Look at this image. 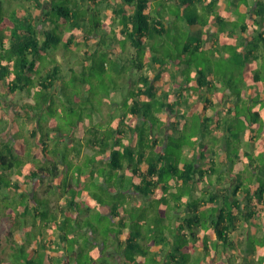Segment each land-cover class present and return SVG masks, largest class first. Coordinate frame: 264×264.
Instances as JSON below:
<instances>
[{
  "label": "trees",
  "instance_id": "1",
  "mask_svg": "<svg viewBox=\"0 0 264 264\" xmlns=\"http://www.w3.org/2000/svg\"><path fill=\"white\" fill-rule=\"evenodd\" d=\"M33 1L38 9L36 12L23 14L17 9L13 22V16L11 19L0 17V86L11 95L24 90L33 96L40 93L38 104L20 103L21 109L28 113L27 118L21 115L20 109L0 116V264H117L118 252L109 250L111 245L120 248L121 264H143L138 256L147 257L149 251L137 238H150V242L157 244L164 242V230L169 226L165 223L166 217L182 208L193 213L183 221L194 239V229H199L202 219L200 213H208L210 209V233L215 234L222 246L232 245V230L238 228L242 219L250 226L255 216L264 213V183L252 192L250 187L240 183L232 191L229 186L220 190L213 187L225 183L224 176L216 173L222 165H229L230 149H243L241 144L237 145L238 148L231 145L235 138L240 140L239 134L247 126L241 118L244 114L239 111L240 106L255 100L245 88L255 86L259 95L264 90V65L260 62L254 64V61L264 59V0H256L246 13L236 8L238 21L233 22L235 27L230 30L226 27L229 11L216 10L217 0ZM2 3L0 0V10L4 9ZM241 3L248 5L247 0H237L236 5ZM173 4L195 11L189 16L176 17L179 21L184 19L188 25L199 24L200 29L214 27V30L221 31L220 44L214 45L213 51L223 52V56L237 65L245 61L252 73L243 71L236 84L228 81L216 86L210 71L196 67L194 77L185 74V84L180 78L178 82H171L169 78L163 84L167 73L157 58L146 51L151 50L148 46L151 37L167 33L165 13ZM199 7L206 15H196ZM105 10H109V15L103 18L101 15ZM250 19L254 23L249 24ZM62 24L78 30L69 34L70 45L76 39L80 43L84 37H96L105 24V34L110 35L112 30L117 35L118 31L113 28L117 25L125 40V49L129 45L130 49L134 48L130 60L131 69L140 71L138 85L135 89L129 88L123 101V105L127 103L128 106L123 114L107 126L101 121H91L90 110H97V103L93 100L97 90L92 84H87V102L80 103L76 99L78 102L73 101L71 106L79 103L76 110L84 113L87 103V124L82 119L68 122L49 119L46 126L42 120V113L47 112L43 109L54 111V104L58 107L64 105L59 98L56 102L53 97L56 93L52 91L58 64L51 66L45 77L35 78L40 67L39 58L61 47L58 45L62 35L57 28ZM104 43L103 39L97 40L95 49L87 44V50L80 57L79 62L87 76L95 69L107 72L112 65L116 47L104 48L101 46ZM202 44L199 36L193 44H186L184 52H195L202 48ZM226 50L232 54L227 55ZM100 54L105 59L97 61ZM190 62L188 64L192 66ZM72 80L76 82V77L73 76ZM82 82L85 83L86 79ZM223 84L224 89L221 88ZM62 93L69 96L66 90ZM182 107L183 112L179 113L178 109ZM38 109L41 111H36ZM166 110L170 111L168 124L167 118L159 116ZM35 112L40 113L37 120ZM187 113L191 119H184ZM250 113L260 116L259 111ZM235 117L240 118L236 125L233 124ZM34 121L32 137H28L24 132L26 125ZM254 125L255 121L249 124L251 140L256 132L264 135V124L259 130ZM188 127L197 129L200 134L197 152L187 146L185 132L189 131ZM51 130L56 132L55 137ZM10 131H13L12 137L2 138ZM207 137L213 138L214 148L219 144L218 140H222L219 147L225 150V160H215L216 149L209 148L210 143L204 141ZM174 141L182 147L177 154L178 144L172 147ZM84 146L93 153L77 163L73 158ZM204 165L207 167L203 168ZM127 171H130V179ZM46 178L53 182L49 185L50 192L56 193L61 203L56 210L51 208L50 198L38 194V186ZM118 178L120 185L115 187ZM74 182L79 187L75 188ZM90 186L95 188L93 192ZM98 186H108V192L121 193L125 200L108 202L98 197ZM2 189L8 192L3 193ZM240 190H243L242 198ZM169 193L174 196L173 202L167 195ZM217 203L220 207L212 210ZM92 211H95L100 225L80 217ZM152 215L154 220L147 222L152 227L149 230L142 228L141 219ZM158 220L164 223H156ZM2 228L7 234L4 240ZM151 231L154 235L150 234ZM123 232L127 235L124 241L121 240ZM182 232L180 236L185 237V231ZM211 243L205 238L204 253L211 252ZM215 243L218 248L219 243ZM175 250L176 254L173 251L167 255L169 261L182 254L179 248ZM152 259L154 264H162L163 258Z\"/></svg>",
  "mask_w": 264,
  "mask_h": 264
},
{
  "label": "rangeland",
  "instance_id": "2",
  "mask_svg": "<svg viewBox=\"0 0 264 264\" xmlns=\"http://www.w3.org/2000/svg\"><path fill=\"white\" fill-rule=\"evenodd\" d=\"M2 5L3 8L0 10V17L2 16H7L8 18H12V22L15 20L16 13L18 12L17 9L21 10L23 14L27 13L28 11H33L36 12L38 11L36 7V3L33 0H2ZM59 2V0H58ZM28 7V8H27ZM192 8L187 7V8H181L173 4V6L169 7V13L171 15V20L165 19L166 26L168 28V31L164 35H155L149 39L148 46L151 47V50L148 52L146 51L150 56L156 57L159 64H161V68L163 71H165L170 78L171 82H178L180 80L177 79H184L183 82L185 84V74H189V76L194 77L195 73L194 71L196 70V67H202L206 71L211 72V78L213 79V82L215 85H219V83H224L231 81V83L236 84L238 82L239 76L241 72L245 71L247 73H252L248 67L245 66V61L242 64H235L232 61H230L225 55L223 56V52L218 54V52L213 51L214 50V45L218 46L220 44V35L221 31L214 30L212 31L211 28L209 27H204L200 31H198V27L196 26H188L186 21L182 19L179 21L176 19L182 18L186 15H191L194 13ZM8 13L7 15H5ZM196 15L199 17H202L206 15L201 7L198 8L196 11ZM109 14L108 11H104L101 15V17H106ZM166 16V15H165ZM101 21V19H100ZM181 22H185L184 24H181ZM82 23H84L82 21ZM13 24V23H12ZM87 24V23H86ZM183 25V26H182ZM105 24H102V27L99 29V32L97 33L96 37H90V38H82V42H74L68 44V37L71 31H75L74 28H70L68 24H62L60 25L59 28H57V31L62 35L61 42L59 43L58 46H61L57 51L50 52L49 56L48 54H44L42 57L39 58V71L35 72V78H38L39 76L45 77V74L47 72V69L52 66V64H58L59 66V74L53 75L54 79L58 81V77L60 76V79L64 81V87H61L60 90L59 87H57L56 94L53 96L54 99L56 100L59 98V100L64 104L62 106H57L56 104L53 105V110H50L49 108L43 109L47 110L46 114L42 113V120L47 123L46 126L49 125V119H55L63 122H68V121H78V120H87V103L84 105L86 110L83 112H80L79 110H76L75 106L71 108L73 101L76 99L82 102H87V84L89 86L95 87L97 90L95 93V98H93L95 103H101L100 99L102 96L104 97H109L108 95L110 94L111 96L108 98V100H105L104 104L101 106V113L104 114V118H110V114H115L118 112V109L121 110H126V107L128 106L127 103L124 105L122 104L119 108L117 103L122 102L124 100V97L128 93L129 87H136V84L138 82V77L140 75V71H137V69H131V60L130 58L132 57V50L134 51V48L130 49V45L128 48L124 46V39L122 38L120 34V28L117 30V25L113 26V28L118 31L117 35L111 30L110 35L105 34V28L103 27ZM122 26V23H121ZM111 27V24L109 25V28ZM227 30L233 29L234 23L233 21H229L226 24ZM237 30V29H236ZM102 32V34H101ZM202 37L203 44L202 48L197 50L195 52H192L191 50L188 52H184V47L186 46L187 43L193 44V42H196V38ZM112 37V39H111ZM245 37V36H244ZM251 38L250 36H248ZM92 39V41H91ZM101 39L105 40L106 43L101 45L104 48H109V47H116L115 54L113 56V61L112 65L108 67L107 72L101 73L98 69H95V71H92L88 74H84L85 71H83V68L81 70L79 69H74L72 70L73 76L76 77V82L72 80L73 76H70L67 63L68 61L71 63V65L76 66L77 68L81 67V63L79 62L80 57H83L84 51L87 48V44L91 49H95V43L96 41H100ZM239 41V40H238ZM67 47V48H66ZM68 49H76L74 52L69 51ZM73 51V50H72ZM1 53V51H0ZM225 53L227 55L232 54V51L226 50ZM220 55V57H219ZM65 56V57H64ZM64 57V58H63ZM79 57V59H78ZM144 59L146 57V54L143 55ZM163 57V58H162ZM222 57V58H221ZM97 61H102L105 59V57L100 54L97 57ZM220 58V59H219ZM242 58V57H240ZM107 59V58H106ZM110 59V58H108ZM54 61V63L52 62ZM59 60V62H58ZM165 63L163 64L162 62ZM110 61V60H109ZM188 61L192 62V66H189ZM190 62V63H191ZM254 64H259L264 65V59L262 61H254ZM69 63V64H70ZM48 65V66H47ZM158 66V64H156ZM47 66V67H46ZM44 67H46V70L44 71ZM151 69V67H150ZM132 71V72H131ZM264 74V72H263ZM57 76V77H56ZM86 79V82L83 83L82 80ZM87 79L89 80L87 83ZM193 78L192 80H194ZM264 79V78H263ZM92 84V85H91ZM220 84V85H221ZM182 87V86H181ZM225 87V84L221 86V88ZM224 89V88H223ZM66 90L69 92V96L63 95L62 92ZM120 90V91H119ZM118 91V92H114ZM26 92V91H25ZM25 92H18L16 95H11L8 92L5 91V88H2L0 86V116L2 114H6V112H10L12 110H19L21 108L20 103H34V105L38 104L37 97L39 95L33 96L28 93L25 94ZM114 92V93H113ZM249 96H251L252 93H247ZM60 95V97H59ZM253 97L255 98L254 101H250L248 104L240 106L239 111L244 114L241 115V117L245 120L246 122V130L243 134V131L241 134H239V139H234L232 141L231 147L238 148V144L242 145L243 149H230V162L228 163L229 165L225 164L222 165L220 170L216 173L222 174L225 179L230 178L232 176L236 177L237 182L240 183L241 185H244L245 187H249L250 185H258L260 183H264V135H262V132H256L255 133V138L254 140H251V137L247 135L248 129H250L249 124L251 122L255 121L254 127L256 130H259L260 127H262V124H264V90L262 91V94L258 93V91H254ZM28 100V101H27ZM76 100V101H77ZM77 101V102H78ZM58 102V100H56ZM245 103V102H244ZM91 106V105H90ZM64 108V109H62ZM20 112L22 111L21 109L19 110ZM36 111H41L40 109ZM70 111H72L70 113ZM93 109L90 110L92 113ZM251 111H259L260 116H254L250 112ZM108 113V114H107ZM36 115V120L39 118L40 113L35 112ZM96 120H100L99 115H95ZM191 115L189 113L185 114L184 119H191ZM240 122V118L235 117L233 119V124H237ZM35 126V121L34 123H30L26 125L25 128V133L28 135L31 132V129ZM189 129V127L187 128ZM13 132V131H12ZM11 131L3 136L2 138L5 137H12L11 135L13 134ZM55 131L51 130V133H54ZM76 132V131H75ZM186 137H188V145L194 152H197V145L199 142L200 134H198L197 129H189L188 132H185ZM31 137V136H30ZM196 140V144H195ZM204 141L209 144V148L212 150L214 148L213 145V138L209 139L208 137L204 139ZM192 142V143H190ZM194 142V143H193ZM219 143L220 139L218 140ZM178 144V149L175 150V154L178 153V151H182V147L179 146V143L177 141H174V144L172 147H177ZM208 147V146H207ZM216 149V148H214ZM170 151H174L171 150ZM216 153L219 157L225 154V150H218L216 149ZM235 152V153H234ZM173 154V155H175ZM256 168H253V167ZM235 178H231V180H236ZM87 183V182H86ZM51 184V181L49 179L44 180V182L41 184L39 188V192L42 195H46L47 197L50 198L53 206L52 208L56 210V206L60 203L59 197H57L56 193L50 194L48 191H50L49 185ZM75 188L79 187V184L77 182H74ZM89 184V180H88ZM115 187H118L120 185V180L119 178L115 182ZM225 183L221 184L224 185ZM218 185V186H221ZM57 187V186H55ZM58 188V187H57ZM82 189V187H81ZM91 192L95 190V188L89 187ZM160 189V188H159ZM73 190V189H72ZM97 191L99 193L98 197H103L106 201L108 202H114V201H124L125 198L122 196L121 193H112L108 192V186H98ZM161 189L158 191L160 192ZM2 192H8L7 189H2ZM1 192V193H2ZM87 192V188H86ZM11 195L14 194L12 190L9 191ZM80 193V192H79ZM163 194L166 195L165 190L163 191ZM159 195V194H158ZM168 197L170 198L171 202L174 200V196L172 194H167ZM186 195V193H184ZM80 197L82 194L79 195ZM221 199V197L219 198ZM11 200L14 201L13 198ZM87 200V199H86ZM136 203L135 201H132ZM87 205V201L85 202ZM218 207H220V204L217 203L215 204L214 209L211 208L212 210H216ZM210 208V207H209ZM148 213L150 212L147 211ZM264 212V211H263ZM95 211L90 212L88 215L81 214L80 217H83L85 221H92L96 225H100V221L96 218ZM154 215V213H153ZM150 216L145 218L144 220L141 219V225L142 228L149 230L152 225L147 222H152L154 220V216ZM174 212L169 214V216L166 217L167 222H173V217H174ZM211 216V211L210 209L208 210V213H200L201 222L199 223V230L200 232L203 231V237H202V242L201 244L204 243L205 238L210 241L209 237H205V235L211 231L210 229V223H209V218ZM256 218L253 219L252 222V227H254L255 234L251 233L249 238V241L247 242V246H240L236 245L235 249L237 250L235 254H232V251L230 248H232L230 245H223L222 248L220 249L219 247L217 248L216 243L212 242L211 246L213 248V252H210L208 254V257L212 255L214 258L213 260H207L206 259V254L202 252L200 255L197 254L196 251L194 252H187L185 250L186 245H192V242L194 240V237L191 235L189 238L185 239L181 236L177 237V234L172 233L173 236V247L179 248L182 252V254L178 255L177 259L174 260L171 264H215L214 260L215 254H219V260H217L216 264H223L221 262L222 258L225 257L227 260L226 264H229L227 254H229V258L231 260V263L234 262V264H264V213L262 215H257L255 216ZM146 221V223H144ZM163 220H158L156 223L161 224L164 223L162 222ZM165 221V223H166ZM103 229V227L101 228ZM151 235H154V233L151 231ZM248 235V233H246ZM7 234L5 233V228H2V236L3 240L4 237ZM149 237V236H148ZM153 237V236H152ZM212 240V239H211ZM227 248L230 251H227V254L223 252V249ZM111 250H114V247L110 248ZM212 251V250H211ZM240 251V256L239 258L237 257V253ZM176 254V252L174 251ZM167 254L164 256L167 258ZM195 255V256H194ZM231 255H233L231 257ZM154 256V252L150 254V261L148 264H154V260H151V257ZM169 257V256H168ZM120 257L117 256L116 260H119ZM164 261V260H163ZM162 261V264H163ZM167 264V263H165Z\"/></svg>",
  "mask_w": 264,
  "mask_h": 264
},
{
  "label": "crops",
  "instance_id": "3",
  "mask_svg": "<svg viewBox=\"0 0 264 264\" xmlns=\"http://www.w3.org/2000/svg\"><path fill=\"white\" fill-rule=\"evenodd\" d=\"M248 1V5L246 4L245 5V3H241L239 6L238 5H236V3H237V0H217V5H216V10H218V11H224V10H226V11H229V16H228V20L231 22V21H233V22H235V21H238V13H236L237 11H236V8L237 9H239L241 12H247L248 11V9L250 8L249 6H252L254 3H255V1L256 0H247ZM155 9H158V7L156 6L155 7ZM106 11H108L109 12V10H106ZM109 15V14H108ZM108 15L106 16V17H108ZM165 15H166V19L167 20H171V15H170V13L169 12H167V13H165ZM106 17H104V18H106ZM185 23V22H184ZM183 22H181V24H184ZM251 23H254V20L253 19H250L249 20V24H251ZM187 24V23H186ZM188 25V24H187ZM183 26V25H182ZM188 26H193V25H188ZM194 26H196V27H198V31H200L201 29H200V25L199 24H195ZM118 30V29H117ZM75 31H78V30H75ZM212 31H214V27L212 28ZM78 41V39H76L75 40V42H77ZM91 41H92V39H91ZM81 42H82V39H81ZM58 50V49H57ZM57 50H53L52 52H54L55 53V51H57ZM69 51H71V52H73L72 50L73 49H68ZM76 50V49H75ZM86 50H87V48H86ZM115 51H116V49H115ZM132 53H134V51L132 50ZM50 55V54H49ZM48 55V56H49ZM43 56V55H42ZM65 57V56H64ZM63 57V58H64ZM78 59H79V57H78ZM58 62H59V60H58ZM70 62L68 61V63L66 64L67 65V67H68V70H69V75L71 76L72 75V70H74V69H79V70H81V68H82V66L80 67V68H77L76 66H73V65H71V63L69 64ZM39 65H40V63H39ZM48 66V65H47ZM46 66V67H47ZM52 66H54V64H52ZM51 68V67H50ZM49 69V68H48ZM47 69V70H48ZM152 69V68H151ZM46 69H44V71H45ZM149 70V73H151V71L152 70H150V68L148 69ZM58 71H59V67H58ZM133 71V70H132ZM131 71V72H132ZM58 74H59V72H58ZM169 79V77H167V78H165V79H163L162 80V83L163 84H165L166 83V80H168ZM56 80V79H55ZM64 81L62 80V79H60V76L58 77V81H56L55 83H54V87L52 88V91H53V93H56V91H57V87H59V89L58 90H60V88L61 87H64ZM137 85H138V82H137V84H136V87H137ZM136 87H129V88H132V89H135ZM220 90V89H219ZM245 90L247 91V93H252L251 94V96H254L253 95V93H254V91H257V88L254 86V87H246L245 88ZM120 91V90H119ZM22 92H25V90L24 91H22ZM114 92H118V91H114ZM113 92V93H114ZM261 94H262V91L260 92ZM25 94H26V92H25ZM27 95V94H26ZM109 97L111 96L110 94L108 95ZM59 97H60V95H59ZM109 97H104V96H102V98L100 99V101H101V103H97V110L95 109V110H93L92 111V122H94V123H96V122H99V121H101V122H104V124H105V126H107V124H109L112 120H114L115 118H117L118 116H120V115H122L123 114V112H124V110H121L120 111V109H118V112L117 113H115V114H110V118H104V115H105V113L104 114H102L101 113V106L104 104V102H105V100H108V98ZM125 98V97H124ZM58 99V98H57ZM56 99V100H57ZM28 101V100H27ZM123 101L124 100H122V102H120V103H117L118 104V106H119V108H120V106L123 104ZM191 101H194L192 98H191ZM73 106H75V108L76 107H78L79 106V103L77 104H74ZM21 109V108H20ZM22 110V109H21ZM178 112L179 113H182L183 112V107L182 108H179L178 109ZM96 114H98L99 115V118H100V120H96V117H95V115ZM108 114V113H107ZM21 115H23V116H25V118H27L28 117V113H26V111H21ZM159 116L160 117H164V118H167L168 120H167V124L169 123V121L171 120L170 119V111L169 110H166V111H164V112H162V113H159ZM242 118V117H241ZM243 119V118H242ZM88 121H90L89 119H88ZM30 123H32V122H30ZM29 123V124H30ZM34 123V122H33ZM84 123L85 124H87V120L85 119L84 120ZM104 126V127H105ZM156 128V127H155ZM33 129H34V127H33ZM33 129H31V132H32V130ZM165 129V128H164ZM245 130L246 129H244L243 130V134H244V132H245ZM247 131V130H246ZM31 132H30V134H26L28 137H30L31 136ZM76 132H78V130H76ZM53 134V136L55 137V135H56V132H54V133H52ZM59 134V133H58ZM160 135H162V134H160ZM247 135L249 136V137H251V132H250V129H248V133H247ZM32 137V136H31ZM220 144L221 143H219V144H217L216 145V149H218L219 151L220 150H223V149H220ZM222 146V145H221ZM223 147H225V143L223 144ZM215 151V150H214ZM217 151H215V154H216V161L217 162H219V161H222V160H225V154L224 155H222L221 157H219L217 154L218 153H216ZM93 153V150L92 149H90V148H88L87 146H84L83 148H82V151H81V153L78 155V156H76V157H74L73 158V160L75 161V162H77V163H80V162H82L84 159H85V157L87 156V154H92ZM220 165H221V163H219ZM62 167V166H61ZM207 167V165H204L203 166V168H206ZM127 173H128V178L130 179V171H127ZM231 178H235L236 179V177H234V176H232V177H230V178H227V179H225V184L224 185H221V184H219V185H221V186H218V185H216V184H214L213 185V187L215 188V190H220L221 188H225V186H229V188H230V191H232V189H233V187H236V185L238 184V182H237V179L236 180H231ZM47 179V178H46ZM45 179V180H46ZM100 180H102L101 178H100ZM49 181H51L50 179H49ZM44 182V181H43ZM42 182V183H43ZM41 183V184H42ZM41 184H39V186H38V194L41 196V197H47L46 195H42L40 192H39V188H40V186H41ZM50 185H53V182L51 181V184ZM129 185V184H128ZM200 187V186H199ZM249 187L251 188V192L252 191H254L256 188H257V185H250L249 184ZM201 188V187H200ZM213 188V189H214ZM50 194H52L50 191H48ZM239 195L241 196V198L242 197H244L243 196V190L241 191H239ZM49 198V197H48ZM50 205H51V208H52V206H53V204H52V202H50ZM183 206H185L184 204H183ZM53 209V208H52ZM85 215H87V212H85L84 213ZM193 213L191 212V213H187L186 211H184V208H182L178 213H176V212H174V217H173V222H166V223H168L169 224V226H167V228H165V230H164V242H162V243H160V244H157L156 242L154 243V242H150V238L149 239H143V238H137V241L139 240L147 249H148V251H149V254L147 255V257L146 256H144V255H139L138 256V258H139V261H141V262H143V264H147V263H149L148 261H150V254L151 253H153L154 252V256L153 257H159V258H163V264H165V263H168V264H171L172 262H173V260L171 261H169V258H168V256H167V258H165L164 256L166 255V252H173V251H176L175 249L177 248V247H173L174 245H173V236H172V233H174L175 232V234H177V236H180V233H183L182 231H185V237L183 236V238H185V239H187V238H189V236L191 235V233L189 232V229L186 227V225H185V221H183V219H185V218H187V217H189L190 215H192ZM180 226H182V228L180 227ZM262 228H264V227H262ZM194 233H195V239L193 240V242H192V244H196V246H190V245H186L185 246V250L184 251H187V252H194V251H196L197 252V254H201L202 252H204V243L203 244H201V242L203 241L202 240V237H203V234H204V232L203 231H201L200 232V230L198 229V227L197 228H195L194 229ZM246 233H248V235L246 234ZM251 233H253V234H255L256 232H255V230H254V227H252L251 225L250 226H247V225H245L244 224V219H242V221L239 223V226H238V228L237 229H235V230H232V233H231V237H232V245H230L232 248H230V250L232 251V254H235V252L237 251L236 249H235V246L236 245H240V246H247V242L249 241V238H251L252 236H250L251 235ZM126 237H127V235L126 234H124V232L121 234V240L122 241H124L125 239H126ZM206 237H209L210 238V241H212V242H218L219 243V248L221 249L222 248V245H221V241L219 242L217 239H216V237H215V234H213V233H210V232H208L207 234H206ZM212 239V240H211ZM150 246V247H149ZM112 247H114V249L115 250H117V252H118V254H117V256L118 257H120V259L119 260H117V264H121V262H122V260H123V255H122V252H121V250H120V248L119 249H116V246H114V245H111L110 247H109V250H111L110 248H112ZM180 250V249H179ZM210 250H212L211 252H213V248H212V246H210V249H209V251ZM230 250H228L227 248H225V249H223V252L225 253V254H227V251H230ZM208 254H210V253H207L206 254V259L207 260H213L214 258L212 257V255H210L209 257H208ZM237 255V257L239 258V256H240V251H239V253H237L236 254ZM195 256V255H194ZM229 254H227V258H228V262H229V264H234V262L233 263H231V260H230V258H229ZM233 255H231V257H232ZM215 260H214V262H215V264L217 263V260H219L220 258H219V254L218 253H216L215 254ZM148 259V260H147ZM221 262L223 263V264H226L227 263V260L225 259V257H223L222 258V260H221Z\"/></svg>",
  "mask_w": 264,
  "mask_h": 264
}]
</instances>
